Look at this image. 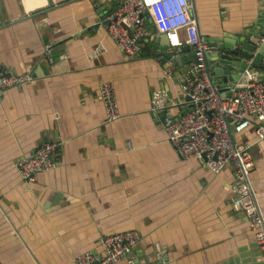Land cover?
Segmentation results:
<instances>
[{"label": "crops", "instance_id": "0c3cea01", "mask_svg": "<svg viewBox=\"0 0 264 264\" xmlns=\"http://www.w3.org/2000/svg\"><path fill=\"white\" fill-rule=\"evenodd\" d=\"M126 1L2 0L0 63L32 81L0 99V264H75L130 230L141 241L119 264H264L232 205L234 168L214 174L181 158L152 109L155 91L185 100L188 66L165 63L155 44L130 59L110 39L106 15ZM192 1L206 39L230 42L264 14V0ZM103 82L115 87L118 121H107ZM237 139L252 145L264 208V145L248 131ZM48 141L60 144L54 167L26 183L17 163Z\"/></svg>", "mask_w": 264, "mask_h": 264}, {"label": "built area", "instance_id": "2783aa9c", "mask_svg": "<svg viewBox=\"0 0 264 264\" xmlns=\"http://www.w3.org/2000/svg\"><path fill=\"white\" fill-rule=\"evenodd\" d=\"M106 19L110 39L130 59L141 55L142 41L151 36H165L171 49L184 46L193 49L198 65L190 69L180 83L185 100L176 104L164 91H155L152 109L163 116L168 141L181 158L204 161L214 174L222 173L228 166L234 168L237 179L232 205L246 217L256 243L263 251L264 261V208L252 180L255 167L252 145L241 144L237 139L238 135L248 131L264 145V73L247 68L235 87L225 90L224 93L230 95L222 96L219 86L211 83L206 70L205 57L212 48L200 32L197 9L192 0H128L109 11ZM261 42L264 43V37ZM101 50L98 47L94 54H100ZM31 81V74H14L0 63V99L8 90L21 88ZM99 89L107 121H118L121 113L113 83L103 82ZM174 106L178 108L175 116L169 113ZM186 137L188 139L183 141ZM59 148L58 142L48 141L20 160L16 167L22 180L34 183L39 174L51 170L53 155ZM140 241L141 235L135 230L112 234L102 240L103 254L84 252L74 259V263L119 264Z\"/></svg>", "mask_w": 264, "mask_h": 264}, {"label": "water", "instance_id": "95a60500", "mask_svg": "<svg viewBox=\"0 0 264 264\" xmlns=\"http://www.w3.org/2000/svg\"><path fill=\"white\" fill-rule=\"evenodd\" d=\"M3 2L0 0V18L1 22H7L3 14ZM250 29H243L233 35L232 41H222L219 38L208 37L211 52L206 54V70L209 79L213 85L220 88L223 97H228L230 93L225 94L235 87L236 83L242 78L246 69L249 67L264 72V43L261 39L264 37V14L260 15ZM107 20V19H106ZM107 25L109 24L108 21ZM132 35V30H130ZM165 36H151L144 39L143 45H158L161 52L158 53L160 59L165 63H172L174 67L180 69H193L198 65V58L190 47H169V42ZM227 88V89H226ZM231 140L235 143V137L230 132ZM188 137L184 138V140Z\"/></svg>", "mask_w": 264, "mask_h": 264}]
</instances>
